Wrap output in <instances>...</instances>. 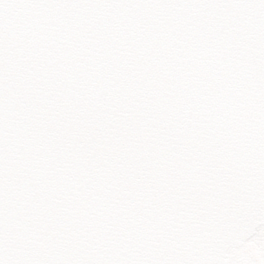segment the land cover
<instances>
[{
	"label": "water",
	"instance_id": "obj_1",
	"mask_svg": "<svg viewBox=\"0 0 264 264\" xmlns=\"http://www.w3.org/2000/svg\"><path fill=\"white\" fill-rule=\"evenodd\" d=\"M118 88L123 119L148 125V136L174 111L166 102L205 101L218 104L233 135L205 165L176 160L158 175L145 160L170 152L136 142L138 172L123 175L132 159H114L128 152L119 137L132 130L110 132L114 141L90 125ZM68 111L76 131L66 117L52 123ZM248 127L264 154V0H0V264H228V248L264 225L257 146L253 181L227 167L212 176L221 162L247 160ZM44 134L58 151L46 165L36 154L47 153L36 141ZM118 186L136 196L122 204L123 224L134 212L141 222L125 233L109 201ZM41 211L51 216L39 219ZM16 226L34 228L32 249ZM5 228L19 251L5 248Z\"/></svg>",
	"mask_w": 264,
	"mask_h": 264
},
{
	"label": "rangeland",
	"instance_id": "obj_2",
	"mask_svg": "<svg viewBox=\"0 0 264 264\" xmlns=\"http://www.w3.org/2000/svg\"><path fill=\"white\" fill-rule=\"evenodd\" d=\"M242 250L247 254L245 259L249 264H264V228L259 229L255 236L247 242L241 251ZM231 253L232 251L229 252V254ZM248 255H250V259Z\"/></svg>",
	"mask_w": 264,
	"mask_h": 264
},
{
	"label": "flooded vegetation",
	"instance_id": "obj_3",
	"mask_svg": "<svg viewBox=\"0 0 264 264\" xmlns=\"http://www.w3.org/2000/svg\"><path fill=\"white\" fill-rule=\"evenodd\" d=\"M246 256H247V254L245 253L244 250H242V251H241V249L240 250H233L232 253L230 254L231 264H249V262H247L245 259ZM248 257L250 259V255H248Z\"/></svg>",
	"mask_w": 264,
	"mask_h": 264
}]
</instances>
